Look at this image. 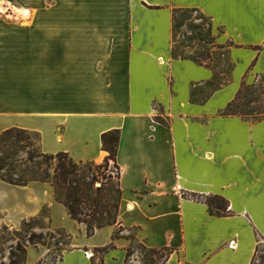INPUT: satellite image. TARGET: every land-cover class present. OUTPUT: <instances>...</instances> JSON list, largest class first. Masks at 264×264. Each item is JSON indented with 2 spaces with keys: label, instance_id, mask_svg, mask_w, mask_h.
Wrapping results in <instances>:
<instances>
[{
  "label": "crops",
  "instance_id": "obj_1",
  "mask_svg": "<svg viewBox=\"0 0 264 264\" xmlns=\"http://www.w3.org/2000/svg\"><path fill=\"white\" fill-rule=\"evenodd\" d=\"M194 8L212 19L217 44L239 46L229 51L230 82L202 101L192 93L216 70L172 57L173 11ZM257 76L264 0H54L53 33H0V119L16 118L0 135L37 132L46 154L100 164L103 134L120 131L119 224L89 238L66 211L75 232L65 228L71 242L55 264H92L112 243L105 264H125L132 232L148 249L170 250L165 264H252L264 244V121L221 113ZM7 186L0 179V201ZM214 197L226 213L211 211ZM131 263L142 264L136 250Z\"/></svg>",
  "mask_w": 264,
  "mask_h": 264
},
{
  "label": "trees",
  "instance_id": "obj_2",
  "mask_svg": "<svg viewBox=\"0 0 264 264\" xmlns=\"http://www.w3.org/2000/svg\"><path fill=\"white\" fill-rule=\"evenodd\" d=\"M197 14L198 19L207 22L208 29L203 31L197 25H190L196 31L199 30L197 36L200 40L204 38L209 39V44L213 48L220 50L225 48V45H219L215 42L213 21L206 16L199 9H175L173 11V45L172 57L173 59L192 60L200 66H208L205 62L200 61L205 54L200 53L197 57H185L176 53V29L189 21L191 15ZM206 32V33H204ZM224 33V32H223ZM227 55L232 48H239L233 41H228L226 44ZM254 50H261V47L253 48ZM211 59V54L207 56ZM230 61V60H229ZM235 65L230 61V73L234 70ZM230 80L226 82L229 83ZM213 83V82H211ZM210 83H208L209 85ZM224 84L213 89L211 94L220 89ZM249 95L264 94V87L261 85H249L243 83L235 100L230 103L227 108L221 113L222 116H239L253 122L264 121V112L258 108L250 107V101L245 98L242 102L245 92ZM254 91V92H253ZM210 94V95H211ZM194 99V93H192ZM28 135V139H25ZM32 137H35L32 141ZM120 142V131L114 130L103 134L102 144L103 149L107 153L106 161L101 166H96L93 162H76L68 153L61 152L57 155H49L41 149V135L37 132H32L20 128H11L4 131L0 135V179L12 186L25 187L30 182L48 183L52 186L54 191L55 201L62 205L72 220L78 224L85 225L86 233L89 238L93 237L97 230L106 227H113L119 224L118 218L122 203V189H121V170L116 164V157L118 146ZM20 153L27 155V162L23 165L19 161H15V157ZM114 163L113 171L110 162ZM53 163L55 168L53 169ZM31 175L30 179L27 176ZM195 200L200 198L191 195ZM213 201L222 202L225 207L217 206L219 211L226 213L228 209V202L221 197H214L208 199L207 203L214 211L215 206ZM31 223H23L21 230L28 233V243L32 246L39 244L45 245V236L43 234L30 233L29 228ZM123 228H120L115 233V239L121 238ZM62 236V234H60ZM261 240H259L260 242ZM143 248L153 253L166 252V256L162 264H165L172 252L165 250H151L144 244ZM115 249L114 243L103 249H97L92 258V264H96V253H101L103 256L99 259V264H105V255L111 250ZM67 250H62L63 252ZM61 260L63 258V253ZM260 247L252 264L260 260V264H264V255H260ZM132 257V250L129 249L127 253V260L125 264H129ZM59 260H56L57 263ZM27 261L26 245L19 244L17 249L11 253L10 264H25Z\"/></svg>",
  "mask_w": 264,
  "mask_h": 264
},
{
  "label": "rangeland",
  "instance_id": "obj_3",
  "mask_svg": "<svg viewBox=\"0 0 264 264\" xmlns=\"http://www.w3.org/2000/svg\"><path fill=\"white\" fill-rule=\"evenodd\" d=\"M53 2L54 0H5L4 4L0 6V33L9 34H24V35H38L53 33ZM29 10L31 13L30 19H25L20 14V10ZM190 25H197L203 31L208 29L207 22L198 19L197 14L191 15L188 22L176 29V53L185 57H197L198 54L203 53L205 56L200 61L205 62L206 65L216 70V79L213 83L204 86H198L194 89V100L202 101L211 94L213 89L219 87L221 84H226L230 73V59L227 55L226 43L224 50H217L209 44V39L206 37L200 40L194 28ZM206 33V32H204ZM223 30L220 29L218 36H223ZM216 42V37H215ZM217 43V42H216ZM44 51V55H46ZM211 54V59L207 56ZM34 73L31 71H24L23 76L26 77V95L34 94L32 89L31 76ZM261 85L264 87V76H257L252 84ZM254 92V91H253ZM42 97L45 94L41 95ZM40 97V96H39ZM248 98L250 107L258 108L264 112V94L249 95L245 92L242 102ZM5 122H2V121ZM0 119V127L4 123L12 124L16 122V118ZM19 123V122H17ZM27 123H23L26 125ZM25 135V139H28ZM35 137H32V141ZM49 142L53 141L52 137H47ZM51 144V143H50ZM48 150H53L47 146ZM44 150V148H43ZM46 153L45 151H43ZM53 155V153H47ZM15 161H19L22 165L27 162V155L20 153L15 157ZM103 160L96 166H101L105 163ZM110 165L113 171L114 163L111 161ZM55 165L53 163V169ZM31 175L27 176L30 179ZM5 198L0 201V264H10L11 253L17 249L19 244L26 245L27 261L25 264H55L62 255V250L68 249L71 242V235L68 233L75 232L73 227L74 222L68 217L66 209L54 202V191L50 184L30 182L27 186H7ZM53 205H55L53 211ZM213 205L225 207L222 202L213 201ZM31 223L29 228L30 233L43 234L45 236V245L39 244L32 246L28 243V233L21 230L23 223ZM56 222V224L54 223ZM61 225V227H58ZM67 230H66V229ZM62 234V236L60 235ZM130 237L134 239L132 256L134 250L138 251L142 256V264H162L165 259L166 252L153 253L143 248V245L137 242L135 234L132 232ZM261 254L264 255V244H261ZM90 255H88L89 257ZM101 253H96V264H99V259L102 258ZM132 258V257H131ZM131 258L129 264L131 263ZM257 260L255 264H260Z\"/></svg>",
  "mask_w": 264,
  "mask_h": 264
},
{
  "label": "bare ground",
  "instance_id": "obj_4",
  "mask_svg": "<svg viewBox=\"0 0 264 264\" xmlns=\"http://www.w3.org/2000/svg\"><path fill=\"white\" fill-rule=\"evenodd\" d=\"M4 1L5 0H0V6L4 4ZM20 14L23 15L25 18H30V16H31L30 11L26 10V9L20 10ZM89 257H91V256H89Z\"/></svg>",
  "mask_w": 264,
  "mask_h": 264
},
{
  "label": "built area",
  "instance_id": "obj_5",
  "mask_svg": "<svg viewBox=\"0 0 264 264\" xmlns=\"http://www.w3.org/2000/svg\"><path fill=\"white\" fill-rule=\"evenodd\" d=\"M190 198H191V199H194V198H192V197H190ZM194 200H195V199H194ZM261 244H262V242H261ZM234 246H235V242H231L230 245H229L230 248H234Z\"/></svg>",
  "mask_w": 264,
  "mask_h": 264
}]
</instances>
